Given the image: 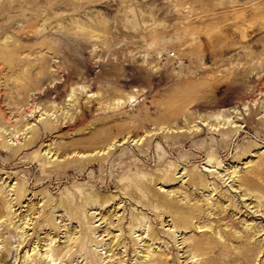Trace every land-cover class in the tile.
Listing matches in <instances>:
<instances>
[{"label":"rangeland","instance_id":"1","mask_svg":"<svg viewBox=\"0 0 264 264\" xmlns=\"http://www.w3.org/2000/svg\"><path fill=\"white\" fill-rule=\"evenodd\" d=\"M4 43L7 50H15L10 67L0 63V114L7 117L0 133L5 141L15 150L45 118L62 123L13 159L0 152V191L10 190L6 199L17 181L29 179L21 207L15 205L12 211L26 214L29 201L42 208L50 198L42 225L51 218L66 226L59 230L46 226L39 236L53 238L52 246H63L65 231L76 237L80 228L53 203L73 196L81 206L84 191H95L100 202L107 201L103 207L78 208L88 235L85 250L73 247L56 264H85L88 251L97 257L94 264L115 263L119 255L111 257L112 251L105 253L107 245L98 247L90 239V225L84 219L90 214L95 216L91 225H100L96 237L109 226L106 220L95 222L100 211L114 220L125 215L124 230L133 217H144V222L138 219L143 225L152 219L160 231L169 228L170 215L145 206L148 189L173 197L178 207L185 206L188 193L190 205L200 206L203 218L213 222L225 218L222 228L244 236L228 242L232 249L249 241L258 245L263 239L264 229L254 230L255 225L259 229L264 225V205L257 208L253 193L248 194L238 181L249 175L255 163L264 167V0H0V49ZM42 58L47 59L51 76L35 89L16 88V73L32 72V64L39 65ZM22 97L25 101L20 103ZM23 124H27L24 131L13 136L11 132ZM76 139L83 142L59 158L58 171L41 167L38 150L43 154L50 142ZM110 143L115 148L103 163L92 162L93 167H85L80 175L75 157H97L99 150L101 157ZM215 162L220 165L213 166ZM164 172L175 180L163 182ZM196 172L205 176L207 187L188 184V174ZM216 206L220 213L206 216L208 211L216 212ZM251 226L249 239L245 233ZM32 227V223L27 227V245L35 240ZM111 228L112 234L120 232ZM2 232L12 243L7 264H13L18 238L1 227ZM164 237L168 246L174 245L172 236ZM215 237L224 242L219 233ZM125 241L128 253L123 264H133L132 242ZM47 243L38 244L44 250ZM258 259L256 264L262 261Z\"/></svg>","mask_w":264,"mask_h":264},{"label":"bare ground","instance_id":"2","mask_svg":"<svg viewBox=\"0 0 264 264\" xmlns=\"http://www.w3.org/2000/svg\"><path fill=\"white\" fill-rule=\"evenodd\" d=\"M4 49H0V63L7 65L10 67L12 61L15 58V50L9 49L7 50L8 43L3 44ZM12 61V62H11ZM47 64L48 61L45 58H42L40 60L39 65L32 64V72L25 70L21 71L18 74L16 73V76L18 79H16V82L19 83L15 84L14 86L16 88H21L23 86L26 87L27 90H32L39 87V85H42L46 79H48L51 75L47 71ZM35 70V71H33ZM23 83H20V82ZM29 88V89H28ZM72 90V89H70ZM73 91V90H72ZM17 95H21L20 92L17 93ZM69 99L72 98V92L68 95ZM24 97V96H23ZM18 99L20 103L22 101H25L24 98ZM19 103V102H18ZM47 112V109L45 110ZM53 114V113H52ZM51 114V115H52ZM43 115L42 113L40 116ZM5 120H7V117L4 114H0V129L2 127H5ZM53 119H44L41 121V126H35L32 127V129L28 132L29 137L27 140L24 139L23 144L18 145V147L14 150L9 146L8 141H5L6 136H3L0 133V137L2 139L0 140V152H6L8 154V157L10 159H13L16 157V155L24 148H27L28 146L35 144L42 135L44 134H50V132L61 128L62 123L57 124L52 121ZM215 125L216 124H212ZM27 124H23L21 128H17L15 132H11L13 136L18 134L20 131H24V127H26ZM26 138V137H25ZM83 140L76 139L72 140L70 142L66 143H60V142H50L48 149L44 151L43 154L40 153L41 150H38L37 156L39 157V161L41 162V167L44 169L51 171H58L57 169L62 165V163L59 161V158L65 156L67 154V151L79 144H81ZM109 145V144H108ZM45 147V148H46ZM115 148V145H111L107 148V152H104L106 147L102 149L99 157V151L95 154H82L76 156V161L80 163V167L77 169L79 174H83V170L85 167L92 166V162L97 161L98 164H102L105 159L106 155L111 152L112 148ZM76 148V147H75ZM9 151V152H8ZM51 153V157H49V154ZM106 153V154H105ZM102 162V163H101ZM213 166H219V162H215ZM67 164V163H66ZM92 164V165H91ZM9 165V164H7ZM63 167V166H62ZM93 167V166H92ZM43 170V169H42ZM73 171V170H72ZM67 172V171H66ZM264 167L262 165H259L258 163H255L253 165L252 170L249 172V175L245 174V176L239 177V186L244 187V190L248 192V194L253 193L254 199H256L257 208H261L264 205V185L261 183L264 180ZM174 178V175L170 176L166 172L163 173L161 180L163 182L171 181ZM29 180V179H28ZM28 180H19L16 182V185L13 189V194L15 195L14 198L6 199L8 197V193L10 190H6V188H2L0 191V228L2 227V230L9 232V234H14L17 239V245L15 251L14 262L13 264H56V261L59 259L62 261L64 257L68 253H71V249L73 247L79 246L80 252L84 251V245L83 242L86 236L84 233V222L78 219L77 210L78 208H88L92 207L93 205H96L98 207L102 206L107 203V201L100 202L99 196L96 194L95 191H92L90 193H87L86 191L82 192L81 194L83 196V202H80L81 206H78V204L73 200V196L68 198V201L66 202L65 199H60L58 201H55L53 204H56V207L60 208V210L63 211L64 215L67 217L66 219L70 220H77L78 226L80 229L77 233H79V236H71L72 233L70 230L65 231V236L67 234V241L64 243L63 246H58L53 244V238H41L39 234H41L42 229L48 226L50 229H60L61 227H65L64 225H58L56 224L55 220L48 218L46 222V226L42 225V219L46 218V210L47 207L50 206V198H46L44 201V205L41 208V205L39 208H35V205L37 206V203H27L25 206L27 209L25 210L26 214L19 213L18 215L15 213L16 209L12 211V208L15 205H19L21 207L22 200L26 196V193L28 191ZM205 176L201 173H189L187 182L188 184L192 186L196 185H204L205 182ZM164 185V184H163ZM207 187V186H205ZM84 190V189H83ZM80 190V191H83ZM73 195V194H72ZM189 194L185 193L184 198H188V200L184 203L185 206L178 207L175 205V201L172 198L169 197H163L154 194L151 189H148L146 191V194L143 196V201L145 203V206H150L152 209H159V212L161 214L167 213L168 216L170 215V225L169 228L165 229V231H160L159 229L153 227L152 225V219L146 221V224L143 225L142 222H144V217H133L129 223V227L127 230H124L122 228L123 221L125 220V215L121 214L117 216V220H114L112 216H105L101 213V211L98 213L100 217L97 221L106 220V224H108V227H105L103 230H101V233H99L98 237L101 236L102 233H105L101 239L98 240V237H96V234L98 233L99 226L100 225H91V220L95 218L93 214H90L89 216L84 217L85 223L89 224L88 227L90 230L89 235L90 239L98 245H107V248L105 249V253L108 251H112L111 257H114L113 261L116 264H123L124 263V256L128 253L127 250V242L125 241L127 238L130 239V242H132L131 252L135 255L133 256V264H220L221 261L225 262V264H256L255 262L260 256V264H264V237L263 239L258 241V245H252L249 242H247V245L245 247H234L233 249L229 247L228 242L231 239H239L241 237H244L242 235H239V233L235 230L226 231L225 228H222L221 222L225 220L223 217H218L214 222L210 219L203 218L199 213L200 212V206L197 204L190 205V199ZM44 198V197H43ZM26 200V199H25ZM14 202V203H13ZM40 202V201H39ZM100 202V203H99ZM52 204V205H53ZM260 204V206H259ZM207 206L210 207L209 203H207ZM106 207V206H105ZM123 208V207H121ZM217 210L216 212H206V216H210L213 214H219V207L216 206ZM199 210L197 216L196 212ZM203 211V210H201ZM264 213V210L262 211V214ZM37 215L35 217L31 218V215ZM116 215V214H115ZM114 215V216H115ZM204 216V215H203ZM28 217V218H27ZM105 218V219H104ZM34 219V223L32 222ZM113 219V220H112ZM138 219H140L142 222L138 223ZM191 219V220H190ZM203 219V221H202ZM195 220V222H193ZM31 221V222H30ZM105 222V221H103ZM117 222L116 225L114 223ZM33 224L34 230L36 232L35 240L32 241L30 244L27 245V237L29 236L27 227L30 224ZM149 223L146 230H143V232L138 233L137 235L135 232H139L141 227L145 229V226ZM165 223V222H164ZM214 223V224H213ZM118 227L117 231H120L117 233V235L112 234L113 230L111 228ZM226 225L225 227H227ZM230 226L233 227V223H230ZM32 227V229H33ZM256 233L262 232V229H264V225H262V228H258L256 226ZM173 228V229H171ZM251 227H246V233L245 236L247 238L251 239L252 234L250 232ZM255 229V228H254ZM127 231V234L129 236L127 237L124 233ZM146 232V236H145ZM6 233V232H5ZM166 233L174 239V245L168 246V242L165 241V235ZM197 233V234H195ZM220 234L219 238H223L224 242H221L219 239H217L215 236L217 234ZM163 234H165L163 236ZM107 235H112L108 242L103 243V238ZM2 238L0 240V263L7 264L8 258V251H10V244L4 237L3 232L0 235ZM181 237L182 240L181 243L177 246L175 244L177 243V238ZM6 238H8L6 236ZM140 238V241L138 242V239ZM179 240V239H178ZM41 241H49L45 245V249L43 250V244H38ZM142 242L141 246H138ZM157 244L155 247H151L153 245ZM160 244H162L160 246ZM163 245H165L162 250L160 249ZM12 246V245H11ZM31 248V253L29 254V247ZM120 246L118 249L119 251L117 253H114V250L117 249V247ZM136 246V248L134 247ZM28 247V250H24V253L20 255V252ZM99 247V246H98ZM113 247L114 250H113ZM121 248H124V250H121ZM137 248H140L137 252ZM159 248V250L157 249ZM166 248V249H164ZM225 250V252H219V250ZM176 251L175 254H173V251ZM10 253V252H9ZM140 253V255H139ZM99 254V253H98ZM19 255V256H18ZM101 255V254H99ZM107 257V256H106ZM110 258V257H109ZM86 263L89 262L91 264H94L97 257L92 252H86ZM83 259V260H85ZM111 259V258H110ZM85 263V264H86ZM114 263V264H115ZM9 264V263H8ZM59 264V263H58ZM65 264V263H64Z\"/></svg>","mask_w":264,"mask_h":264},{"label":"built area","instance_id":"3","mask_svg":"<svg viewBox=\"0 0 264 264\" xmlns=\"http://www.w3.org/2000/svg\"><path fill=\"white\" fill-rule=\"evenodd\" d=\"M171 56H174V55H171Z\"/></svg>","mask_w":264,"mask_h":264}]
</instances>
